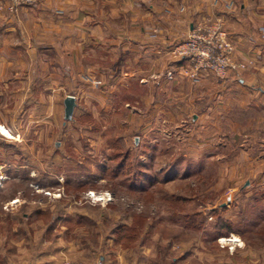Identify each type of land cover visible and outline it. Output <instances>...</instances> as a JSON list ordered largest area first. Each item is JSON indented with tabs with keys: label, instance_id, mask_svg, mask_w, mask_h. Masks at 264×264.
<instances>
[{
	"label": "rangeland",
	"instance_id": "obj_1",
	"mask_svg": "<svg viewBox=\"0 0 264 264\" xmlns=\"http://www.w3.org/2000/svg\"><path fill=\"white\" fill-rule=\"evenodd\" d=\"M86 78L70 120L45 81L41 110L0 126V264H264V128L189 140L136 76L110 97Z\"/></svg>",
	"mask_w": 264,
	"mask_h": 264
},
{
	"label": "crops",
	"instance_id": "obj_2",
	"mask_svg": "<svg viewBox=\"0 0 264 264\" xmlns=\"http://www.w3.org/2000/svg\"><path fill=\"white\" fill-rule=\"evenodd\" d=\"M4 2L0 126L9 131L13 115L41 110L45 81L72 96L86 76L104 83L108 95L136 76L150 90L149 114L189 127V140H238L248 126L264 128V118H251L264 114V0H38L16 13ZM208 18L223 21L236 58L248 63L245 71L225 80L193 75L188 60L169 55Z\"/></svg>",
	"mask_w": 264,
	"mask_h": 264
},
{
	"label": "built area",
	"instance_id": "obj_3",
	"mask_svg": "<svg viewBox=\"0 0 264 264\" xmlns=\"http://www.w3.org/2000/svg\"><path fill=\"white\" fill-rule=\"evenodd\" d=\"M38 0H5L4 7L10 13H16L21 7L33 5ZM220 18H208L199 21L189 32L187 38L176 44L168 53L177 60H188L191 74L209 72L218 79L225 80L230 73L245 71L248 63L236 58L235 47ZM96 83H100L97 81ZM0 135H5L0 131ZM222 243L225 238H220ZM63 264H73L65 260ZM105 264L102 260L92 263Z\"/></svg>",
	"mask_w": 264,
	"mask_h": 264
},
{
	"label": "trees",
	"instance_id": "obj_4",
	"mask_svg": "<svg viewBox=\"0 0 264 264\" xmlns=\"http://www.w3.org/2000/svg\"><path fill=\"white\" fill-rule=\"evenodd\" d=\"M86 207H88V208H91V209H93V207L92 206H90V205H86ZM96 208H100V206H98V207H96ZM57 214V213H56ZM100 214H101V222L103 221V222H106L107 221V219H108V213H107V210H104V209H101L100 208ZM32 215H36V216H40V215H42L41 214V212H40V210H36ZM31 215V216H32ZM56 219H55V221H54V224H51V227L50 228H47V232H51V231H53V228L55 227V225H57L58 224V221H60L61 223H64V224H68V223H76V224H80V223H83L85 220L86 221H90V219L91 218H89L88 216H84V214H82V213H79V212H77L75 215H68V216H65L64 217V220H63V218H62V215L60 214L59 216H57V217H55ZM53 219V218H52ZM140 219V218H139ZM139 219H137L136 221L137 222H139ZM136 222V224H138ZM222 222V221H221ZM223 225H225V227H227V225L226 224H224L223 223ZM223 227V226H222ZM95 239H97V238H95ZM42 240H43V238L41 239V242H42ZM88 239H85V242L87 241Z\"/></svg>",
	"mask_w": 264,
	"mask_h": 264
},
{
	"label": "water",
	"instance_id": "obj_5",
	"mask_svg": "<svg viewBox=\"0 0 264 264\" xmlns=\"http://www.w3.org/2000/svg\"><path fill=\"white\" fill-rule=\"evenodd\" d=\"M65 104V119L70 120L74 113V108L76 106V99L74 96H67L64 100Z\"/></svg>",
	"mask_w": 264,
	"mask_h": 264
},
{
	"label": "bare ground",
	"instance_id": "obj_6",
	"mask_svg": "<svg viewBox=\"0 0 264 264\" xmlns=\"http://www.w3.org/2000/svg\"><path fill=\"white\" fill-rule=\"evenodd\" d=\"M1 130H2L3 132H5L7 135H10L9 132H8V130H7L6 128L2 127Z\"/></svg>",
	"mask_w": 264,
	"mask_h": 264
}]
</instances>
